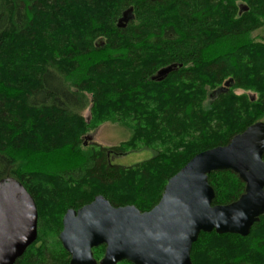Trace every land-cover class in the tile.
Here are the masks:
<instances>
[{"label": "trees", "instance_id": "16d2710c", "mask_svg": "<svg viewBox=\"0 0 264 264\" xmlns=\"http://www.w3.org/2000/svg\"><path fill=\"white\" fill-rule=\"evenodd\" d=\"M263 27L264 0H0V182L25 188L41 229L14 264H69L58 239L67 210L102 196L147 212L195 155L264 122V43L250 39ZM108 120L130 140L83 151L91 124ZM137 142L162 150L132 167L109 162ZM208 183L212 205L244 192L230 171ZM190 259L264 264V214L246 237L200 233Z\"/></svg>", "mask_w": 264, "mask_h": 264}, {"label": "water", "instance_id": "95a60500", "mask_svg": "<svg viewBox=\"0 0 264 264\" xmlns=\"http://www.w3.org/2000/svg\"><path fill=\"white\" fill-rule=\"evenodd\" d=\"M263 155L264 122H257L227 145L190 159L147 212L115 208L102 196L67 210L58 239L69 264H97L92 249L99 246L105 249L98 264H192L191 248L200 233L248 236L264 214ZM218 171H230L244 184L242 195L228 205H212L215 194L208 175ZM36 238L33 199L18 182H0V264H14Z\"/></svg>", "mask_w": 264, "mask_h": 264}, {"label": "rangeland", "instance_id": "374dc122", "mask_svg": "<svg viewBox=\"0 0 264 264\" xmlns=\"http://www.w3.org/2000/svg\"><path fill=\"white\" fill-rule=\"evenodd\" d=\"M250 39L256 43H264V27L256 30L250 35ZM226 84V83H225ZM225 84H221V91L230 90V87H225ZM218 88L216 90H218ZM235 95H245L250 97L252 100H256L257 95L250 91H243L238 89H231ZM216 92V91H215ZM213 92L212 94H215ZM214 97V95L210 96ZM83 117L85 119L89 118V110L83 112ZM132 136L131 130L118 122H112L111 120L103 122H95L91 124L89 131L82 137V149L84 150H97L99 148H113L121 145L122 143L130 140ZM162 147L159 145H154L152 148H144V146L137 142L134 149L126 148L124 155H110L109 162L116 166L122 167H132L136 164L144 162L155 156L156 151H161ZM65 214V213H64ZM63 216L61 217L62 221ZM41 230V229H40ZM40 230L37 226V233L40 234ZM48 229L42 230L43 238H45V243L48 245L52 243V235L48 234ZM46 233V234H45ZM40 236V235H39ZM59 236V235H58ZM101 249V248H100ZM97 259L103 257V252L95 255Z\"/></svg>", "mask_w": 264, "mask_h": 264}, {"label": "flooded vegetation", "instance_id": "af4514ba", "mask_svg": "<svg viewBox=\"0 0 264 264\" xmlns=\"http://www.w3.org/2000/svg\"><path fill=\"white\" fill-rule=\"evenodd\" d=\"M61 230H62V229H61ZM36 240H37V238H36ZM36 240H35V242H36ZM35 242H34V243H35ZM34 243H33V244H34ZM33 244H32V245H33ZM29 247H30V246H29ZM99 247H103V254H104V249H105V247H104V246H99ZM94 249H96V248H94ZM94 249H92V254H93V250H94ZM93 259L96 261L97 264H98L99 261L101 260V259H96L94 256H93Z\"/></svg>", "mask_w": 264, "mask_h": 264}]
</instances>
